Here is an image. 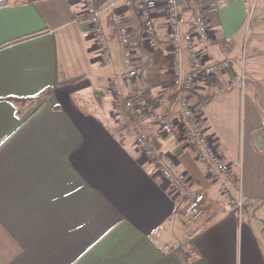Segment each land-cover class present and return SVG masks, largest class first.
I'll return each mask as SVG.
<instances>
[{
    "label": "crops",
    "instance_id": "1",
    "mask_svg": "<svg viewBox=\"0 0 264 264\" xmlns=\"http://www.w3.org/2000/svg\"><path fill=\"white\" fill-rule=\"evenodd\" d=\"M138 2L93 0L103 53L82 0L0 1V264H264V72L255 69H264V46L250 58L243 50L246 34L264 36V21L251 0H196L210 9L213 32L195 46L230 69L187 98L235 176L239 213L196 149L161 133L160 121L180 112L174 97L156 101L191 66L185 47L175 66L163 15L160 48L147 51L139 37L133 64L142 75L127 77L117 29L140 33ZM187 16L183 32L193 31ZM101 90L109 106L92 98ZM143 91L154 103L130 119L126 99ZM113 112L134 131L122 133ZM140 133L153 158L137 146ZM168 162L205 196V216L187 219L185 197L159 174Z\"/></svg>",
    "mask_w": 264,
    "mask_h": 264
},
{
    "label": "built area",
    "instance_id": "2",
    "mask_svg": "<svg viewBox=\"0 0 264 264\" xmlns=\"http://www.w3.org/2000/svg\"><path fill=\"white\" fill-rule=\"evenodd\" d=\"M83 16L89 21L91 37L94 45L99 51L107 52V42L100 25V10L95 6L93 0H82ZM227 6L225 1L218 3L219 9ZM190 13L193 31L183 32L187 25V15ZM137 15L140 19L141 31H135L126 23L118 24L117 35L123 49V63L127 67V77L137 79L142 75V69L133 64V46L139 41L149 52H155L160 48V40L157 33L156 20L160 15L165 18V25L168 31L169 41L173 48L176 67L180 69V59L184 47L190 52L191 66L188 73L179 72L171 85L164 88L156 106L164 104L170 97L175 98L179 109L178 119H163L160 121L161 133L167 136L180 139L190 148H195L201 163L207 169L213 181L220 183L224 191L230 196V202L239 213L244 209V202L237 194L235 187V176L229 166L223 162L217 146L210 141L209 136L201 126V118L196 114L187 98L188 94L197 91L199 84L213 80L220 72H227L230 69L228 61L219 63H208L204 56L197 50L195 42L201 40L209 44L212 34V27L209 20L210 9L196 0H139L137 3ZM178 60V61H177ZM180 71V70H179ZM144 100L141 96L133 97L125 102L124 107L127 116L133 120L141 118L144 108ZM137 146L143 152L145 158L155 156V150L150 139L140 133L136 138ZM160 176L168 183L181 198L188 196V202L184 206V213L191 220H198L203 216L205 196L201 193L188 194L190 180L183 173L176 171L173 164L160 169Z\"/></svg>",
    "mask_w": 264,
    "mask_h": 264
},
{
    "label": "rangeland",
    "instance_id": "3",
    "mask_svg": "<svg viewBox=\"0 0 264 264\" xmlns=\"http://www.w3.org/2000/svg\"><path fill=\"white\" fill-rule=\"evenodd\" d=\"M251 5L253 7V14L256 15H260L261 16V21H264V12H261L264 8V0H251ZM257 38V37H256ZM253 35L251 34H246L245 35V38H244V44H243V50H244V54H247V58H250V56L254 55L256 53H259L260 50L263 49V46L262 44L260 45H257L255 43L257 42H260V41H264V36L263 37H260V38H257L256 39ZM251 61L248 60V64L250 65ZM257 68V71L261 73L264 72V69H260L258 67V65H255V69ZM247 81V80H245ZM111 94H108V93H105V91L101 90V91H98L96 92L92 98L94 100H96L98 103H100V105H102L103 107H105V104H108L109 106V101H108V98L110 100H112V97H110ZM92 99V100H93ZM106 99V101H105ZM109 102V103H108ZM101 106V107H102ZM110 108H108L107 110H109ZM106 110V112H107ZM113 111H115V108L113 109ZM110 119L111 121H117L118 124H119V129H121L120 131H122V133H130V132H133L134 130L131 128V124L127 121V122H124L122 121L121 118H119V115L116 113V112H113L112 115H110ZM188 194H193V192L189 189L187 191ZM230 197V196H229ZM184 203L186 204L188 202V196L184 198ZM184 204V205H185ZM206 207H207V204L205 205L204 204V210L206 211ZM212 207V205L210 206ZM205 211L203 213V216H205ZM208 216L211 215V213H207ZM188 220H191L189 217H187ZM200 219V218H199Z\"/></svg>",
    "mask_w": 264,
    "mask_h": 264
},
{
    "label": "trees",
    "instance_id": "4",
    "mask_svg": "<svg viewBox=\"0 0 264 264\" xmlns=\"http://www.w3.org/2000/svg\"><path fill=\"white\" fill-rule=\"evenodd\" d=\"M139 96H141L143 98L144 102H145V105H144V108H143L142 112L143 113L149 112L150 107L154 103V100L152 99V96L150 95V93L148 91H143L141 94H139ZM134 97H136V96H134ZM132 98L133 97H130V98L126 99V101L129 100V99H132ZM199 99H202V98L199 97ZM209 99L210 98H204L201 101H202L203 104H205V103H207L209 101Z\"/></svg>",
    "mask_w": 264,
    "mask_h": 264
},
{
    "label": "water",
    "instance_id": "5",
    "mask_svg": "<svg viewBox=\"0 0 264 264\" xmlns=\"http://www.w3.org/2000/svg\"><path fill=\"white\" fill-rule=\"evenodd\" d=\"M1 1V0H0Z\"/></svg>",
    "mask_w": 264,
    "mask_h": 264
}]
</instances>
